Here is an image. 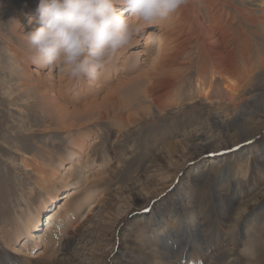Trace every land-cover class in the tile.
<instances>
[{
    "label": "rangeland",
    "instance_id": "rangeland-1",
    "mask_svg": "<svg viewBox=\"0 0 264 264\" xmlns=\"http://www.w3.org/2000/svg\"><path fill=\"white\" fill-rule=\"evenodd\" d=\"M16 1L10 0L11 6L6 5V1L0 2V226L2 228L7 227L12 221L17 220V214L21 212V207L26 206L25 199H29L32 196V200L38 202L43 193L41 188L35 185L37 178L33 171L34 168L31 165L25 166L26 164L23 162V159L26 158L24 153L45 161H48L53 156L52 158H54L55 162H58L60 157H65L64 164L59 166V170L65 173L67 167L74 162L67 159L72 142L76 139L85 140L82 151L84 160L81 161L83 162L82 173H79L76 177L81 180L79 184L82 188L80 190H84V194L81 192L82 196L89 193V190L94 193L89 196V202L91 203L88 202L87 206H84L75 219L72 231L75 232L77 230L76 234L79 231L78 234H89V237L95 238L94 244H86L87 252L91 249V252L105 254L109 252L108 250L113 246L114 240L117 239L120 246L118 244L114 247L111 251L113 256L106 263L130 264V256L137 254L140 249L143 250V253L145 252L143 248L138 247L139 244L136 243L135 237L137 236L136 231L141 230L142 226H145L144 224L152 214L151 209H148V211L147 209L145 211L142 209L146 207L148 199L152 198L153 195H157L156 198H153L154 201H151L152 209L157 212L156 216L158 219H161L164 215L168 217L169 225H173L175 212L170 207V204L173 202L171 200L173 196H179V193L175 192L178 189L177 186L181 184L178 183L179 178L183 177L186 180L187 172L191 168H195L196 171L191 172L190 176L187 177V181L190 180V182L188 181L189 185H194V188L192 189L190 186L186 191L187 193H185L186 196L184 194L183 198L179 199L184 204L187 203L189 205L192 202L190 197L197 196L199 192L197 186H201L207 181L210 182L208 175L210 174V177L216 174L219 168L223 166V156H226V154L232 156L233 152L237 151L234 150L237 145L235 143L238 142L237 138H231L221 129L218 130V134H215L218 137H213L210 142H204V144H199L191 139L185 148L180 144H176V142L178 141L179 143L195 133L209 132L217 117H226V114H231L236 109L238 103H245L247 97L264 91V36L262 34L259 35V32H264V0H188L186 5L174 13V21H171V26H177V30L179 29L176 35L178 36L176 42L179 41L180 43H178L181 44L176 47L181 48L178 49L180 56L178 55L179 57L176 58V66H179L177 64L181 62L183 64V61L187 62V59L197 60L196 56L199 51L194 49V47L199 36L198 33H200L201 29H204L209 33V37L213 36L214 30L212 31V27L215 22L209 16L215 12L218 15H224H222L224 21L221 22L223 25H229V21H232L233 25L230 33L234 34L239 40L240 45L244 41L247 42V39L252 41L250 45L253 48L252 52L244 50L243 54L249 55L251 52L254 66H249H253L255 79L251 80L247 76L246 70L244 71L245 73L242 72V75L238 76L240 79L239 86H244L240 95L230 99L232 92H227L220 78L216 79L212 88L213 91L210 92L213 104L206 103L204 93L191 95L190 93L195 92L196 77L198 76V68L194 66L186 74L184 84H187V87L178 92L177 104L170 103L169 107H165L164 110L160 111L148 99H142V96L141 100L134 103L133 108H130L131 111L126 110V108L121 109L122 112H118L122 115L117 113L113 117H108L101 124L99 122L87 125L88 128L84 124L82 126H74L72 134H68L66 129H62L59 125L57 126L54 116L49 110L51 101L47 100L45 93L39 94L33 87L32 89L29 87L30 83L28 81H32V83L36 81L21 77L20 72L10 66L12 53L8 51L9 46H12L13 42H15L13 44H16L15 49L17 50L30 46L27 37L24 38V36L36 26L31 25V22L25 26L23 22L26 18L27 20L29 19V14L37 9L39 3V0H20L19 3L17 1V4L14 5ZM223 10L230 12V17L225 14L226 12L223 13ZM179 12L180 15H177ZM246 17L256 21L249 22ZM168 18L164 19L165 25H167ZM192 18H194L195 22H193ZM17 21H20L21 24L19 26L22 27L18 28L20 29V34L15 33L12 27ZM151 29L156 35L160 34V28ZM145 34L146 31L143 28L142 30L140 29L131 41L132 43L138 40L139 43L125 46L123 53L119 54L118 58L114 57L108 64L111 67V72L105 74L101 71L96 79L72 78L64 70L60 74V67L53 66V79L50 83L55 84L54 92L56 94L58 87L61 85L59 83L64 82L63 86L65 89L63 88L62 91L64 92L63 104L68 105L70 112L76 113L77 109H82L81 107H84L86 99L96 100L98 98L101 101L107 96L114 97L118 94V88L122 82L124 83L131 77H137L138 74L144 71L148 72V74L154 71L150 67L149 62L152 52L143 56L142 58H146L142 60L135 55L136 51H143V48H147ZM191 34L192 36L195 35L194 38L190 36ZM137 36L139 39L136 38ZM218 36L215 34V37L209 38L208 42L215 41ZM186 37H188V40ZM158 42L159 40H153L149 44L155 49ZM207 44L214 47V50H220L216 46V41L213 44ZM188 49H194V51L190 52ZM184 50L185 53L181 54ZM239 51L242 52L243 50H236L237 57ZM213 56L215 59V55ZM30 59L34 58L31 57ZM246 61L247 59L245 58L242 62L246 64ZM39 78L40 82L48 80L46 69L42 71ZM68 81L70 85L67 88L65 84ZM97 83L101 85L100 88L96 87ZM191 83H193L192 86ZM191 89L194 90L191 91ZM218 90H220V93ZM84 92L87 93L83 94ZM84 95L88 98H85ZM116 97L120 98L118 95ZM109 101L107 100L106 103ZM116 101L112 100V103L109 104L114 105ZM189 101H194V103H190V105ZM144 105L152 109L154 113L142 112L141 118L143 120H137L130 125L125 122L124 125L123 120H119L122 116H128L132 110L134 112L142 109L141 106ZM259 112L264 115L263 108ZM71 122L69 121L68 123ZM77 129H83L84 131L78 133V131L76 132ZM250 133V135L256 133L258 136L255 140L241 142V145L245 144L242 148L245 151L241 155L238 166L233 169L232 173L233 182L235 178L240 179L239 185L245 187L247 193L245 192L243 199L253 196L264 186V158H262L260 150L264 149V128ZM244 136L240 135V137ZM241 145L238 144L236 147ZM226 150H228V153H223ZM28 160L32 161V158H28ZM167 162L171 172L175 174L176 179L174 182L171 180H159L160 176H158V173H155L157 174L156 176L153 174V170H160ZM163 168L166 169V167ZM91 173L93 174L92 176ZM224 174L222 173L223 176ZM216 180L219 182L218 178ZM168 185H170L169 188H167ZM57 186L58 188L62 187V185L60 187L59 185ZM219 188H216V191ZM248 193H250V196L247 195ZM128 211V216L124 217ZM143 213L145 214L143 215ZM172 227L175 228L174 225ZM3 231L7 232L5 228ZM141 231L143 232V230ZM224 232H226L224 228L216 230V235L221 237L220 234ZM219 236L210 237L204 244V248L202 247L203 249L195 250L191 264H207L215 255L225 250L227 242L220 244L221 239ZM215 240H218L217 243ZM73 243V239H70V236L64 238L56 248L59 251L58 254H61L67 248H71ZM1 244L0 254H3L4 249L8 251L9 249L14 250L10 246ZM23 244V240L18 242L15 247L18 251L10 252L12 257L19 260V264H41V259L35 258L33 254L35 255L34 252L36 251V254H40L41 251H45V247L40 245L33 250V253L28 251L31 256H24L22 253L25 251ZM215 244L217 245L215 246ZM86 249H84L85 252ZM120 249L125 250L123 254L117 253ZM145 253L154 257L152 252L148 253L146 251ZM90 262L92 264H102L94 262V260ZM90 262L86 261L84 263L91 264ZM162 262L166 261L162 260ZM75 263L71 262L69 264ZM167 263L171 264L168 260Z\"/></svg>",
    "mask_w": 264,
    "mask_h": 264
},
{
    "label": "bare ground",
    "instance_id": "bare-ground-1",
    "mask_svg": "<svg viewBox=\"0 0 264 264\" xmlns=\"http://www.w3.org/2000/svg\"><path fill=\"white\" fill-rule=\"evenodd\" d=\"M3 1H6V5L11 6L10 0H0V2ZM17 1L18 3L20 2V0ZM17 1L14 2V5L17 4ZM119 7L125 11V16H128L127 14L129 13L125 9V6L121 5ZM223 11V13L226 12L225 10ZM225 14L229 17L231 15L230 12H226ZM29 15V19L27 20L26 18L23 24L26 26L31 22V25L36 26L35 28L40 27L37 23V17L39 15L37 11L33 10ZM174 15L175 14H172L171 17L168 18L167 25H165L166 23L164 20H159L154 25H144L143 22H139L141 24V30L143 28L146 31L145 37L147 40L145 43H147V48H143V51H136L135 55L138 59L142 60L146 58H142L143 56L152 52V57H150L149 62L150 67L153 68L154 71L150 74L144 71L143 73L138 74L137 77H131L124 83L122 82L118 88L119 92L117 94L120 98H117V95H115L114 97L107 96L106 98L101 99V101H99L98 98L96 100H89L90 98L86 99L84 107H81L82 109H77L76 113L70 112L68 105L63 104L64 92L62 91L64 88V82L59 83L61 85L58 87V92L56 94L54 92L56 86L54 83H50L53 79L52 71H54V64L44 65L42 61L38 59V53H36L31 46L25 49L20 48L17 50L15 49L16 44H13L15 43L13 42L11 44L12 46H9V48L7 47L8 51L12 53V63H10V66L12 69L19 71L21 77L23 76L27 78V80L33 79L36 81L33 83L32 81H28V83H30L29 87L31 89L33 87L39 94H42L43 92L45 93L47 100L51 101L49 110L54 116L57 126L59 125L62 129H66L68 134L73 133L72 129L74 126H82V124L87 126L99 122V124H101V122L106 121L108 117H113V115L120 113L118 111L122 112L124 108L131 111L130 108H133L134 103L139 102L142 96V99H148V101L157 106L160 111L164 110L165 107H169L171 105L170 103L177 104L178 100L176 98L179 96L178 92L187 87V84H184L186 74L194 66H197L198 68V76L196 77L197 81L195 92L190 93L191 95L204 93L206 103L213 104L210 92L213 91V85L215 84L216 79L219 78L221 79V83H223V87L227 90V92H232L230 99L240 95L244 86H239L240 79L238 76L242 75V72L245 73L244 71L246 70L247 76L250 77L251 80L255 79V71L252 69L254 63L252 62L253 59L251 55L253 48L250 47L252 41L247 39V42L244 41V43L240 45L239 40H237L234 34L230 33V29L233 25L232 21L230 22L228 20L229 25H223L221 23L224 21L222 17L223 14L218 15L217 12H215L209 16L211 17V20L215 22L212 27V31L214 30L212 33L213 36L209 37V33L204 29H201L200 33H198L199 36L197 35L198 38L194 47V49L199 51L197 56L195 55L197 60H192V58L190 60L187 59V62L183 61V64H181V62L177 64L179 66H176V58L180 56V51L178 49H181L176 47L181 44H179V41V43L176 42V39L178 38L176 35L179 29L177 30V26H171V21L174 19ZM177 15H180V12ZM192 19L193 22H195L194 18ZM232 20H234V18H232ZM248 21L254 22L256 20L248 19ZM132 22L134 24L137 23L135 20ZM20 24V21H17L12 25L15 30L14 32L17 34H20V29L18 28H22L19 26ZM252 24L258 25L256 23ZM151 28H160V34L156 35ZM215 34L219 35L215 41L216 46L219 47L220 50H214V47L208 46L207 44H213L215 42H208V39L214 38ZM260 34L264 36V32H259V35ZM190 36H192V34ZM194 36L192 37L194 38ZM24 38H26V36H24ZM136 38L139 39L138 36ZM186 38L188 40V37ZM153 40H159L157 48L155 49L149 44ZM138 43L139 42L137 40V42H132L130 44L136 45ZM194 49L188 50L191 52L194 51ZM240 49L243 51H239L238 57L240 56V58H238L235 52ZM244 50L251 52L249 55H245L243 54ZM123 51L124 49L122 48L116 54L115 58H118L119 54L123 53ZM233 51L234 53L232 54ZM183 52L185 53V50L182 51L181 54ZM213 55H215V59ZM31 57L34 59L31 60ZM245 58L247 59L246 64L242 62ZM259 63H261V61H259ZM249 65L253 66L250 67ZM45 69L48 80L40 82L39 77ZM59 71L60 74H62L63 70H61V68H59ZM102 71L103 73L108 74L111 72V67L108 65ZM69 85V81L66 82L65 86L67 88ZM192 85L193 83H191V86ZM100 86L101 85H98L97 83L96 87L100 88ZM192 90L194 89H191V91ZM218 92L220 93V90H218ZM86 93L87 92H84L83 94ZM85 98L88 97L85 96ZM107 100L110 101L106 103ZM112 100H117L114 105L109 104L112 103ZM190 103L192 104L194 101H189V104ZM141 108L142 109L135 110L134 112L132 110V112H130V114L126 117L118 116L121 117L119 120H123V124L125 122L130 125L134 124L137 120H143V118H141L142 112L145 113L148 111L149 113H154L152 109L145 105L141 106ZM261 108H263L264 112V91L257 92L247 97L245 103H238L236 105V109L233 110L231 114H226V117H217V119L214 120L215 124L209 132L189 135L187 139H184L179 143L177 141L176 144H180L186 148L188 141L191 139L194 142L197 141L199 144L210 142V139L213 137H218L215 134H218L217 132L219 129L224 131V133H227L231 136V138H237L238 142H234L237 145H241V142L255 140L258 134L255 133L254 135H250V132H255L256 130L260 131L264 128V115L259 112ZM69 121L72 122L68 123ZM77 131L80 133L84 130L77 129L76 132ZM240 135L245 136L240 137ZM84 142L85 140L78 139L72 142V147L69 148L70 152L67 154V159L74 162H72V165L67 167V171L65 173H62L59 170V166L64 164L63 161L66 159L65 157H60L59 161L55 162L54 158H52L53 156L51 155L49 160L45 161L39 160L36 156H29L24 153L27 159H23V162L26 164L25 166L31 165L34 168L33 171L35 172L37 178L35 185L40 187L43 193L38 202H34V200H32V196H30L29 199H25L26 206L21 207V212L17 214V220L12 221L7 227L2 228L0 226V239L2 240L0 242L2 243L1 245L4 244L14 249H9V251L5 249L3 250V254H0V264H19V260L13 258L11 253L13 251H18L15 247L18 242L22 240L24 243L23 247L25 248V251L22 252L24 256H31L30 254L33 253V250L40 245L45 247V251H41L40 254H36L37 251L34 252L35 255L33 254L35 258L37 257L41 259V264H69L71 262H76L75 264H86L84 262H90L92 260H94V262L96 261L102 264H107L106 261L113 256L111 251L119 244L116 238L112 244L113 246L108 250L109 252L100 254L94 251L91 252L90 249L89 252L91 253H89L87 252L88 248L86 249V244H94L95 238L92 239L89 237V234H78L79 231L77 232V235L75 233L77 230L75 232L72 231L75 219L78 217L84 206H87L89 196L94 193L92 190H89V193L82 196V194H84V190H80V188H82L79 184L81 183V180L76 177V175L82 173L81 169L83 167V162L81 161L84 160L82 154L85 144ZM236 146L234 150L237 151L233 152L232 156L229 154L223 156L222 160L224 163L222 164L223 166L219 168L218 172L210 177V174L208 175V180H210V182L207 181L201 186H197L199 192L197 193V196L190 197L192 202L189 205H187V203L184 204V202L179 199L183 198V195L187 193L186 191L190 186L192 189L194 188V185H189L190 180H188V182L187 177L190 176L191 172L196 171L195 168H191L187 172L186 180L183 177L179 178L178 183L181 184L177 186L178 189L175 191L179 193V196H173L171 199L173 202L170 204V207L175 212L173 223L175 228L172 227V224L169 225L168 217H165L162 214L163 217L158 219L156 216L157 212L152 209L151 201H154L153 198H156L157 195H153L152 198L148 199L147 204L145 205L146 207H143L142 209H144L143 211H145V209H147V211L148 209H151L152 214L150 215L148 221L144 224L145 226H142L141 230H143V232L140 229L136 231L137 236L135 238L137 241H135L139 244V248H143L144 251H147L148 253L152 252L154 257L153 255H148L145 252L143 253V250L140 249L137 254L135 253L134 256H130V264H168L167 260L171 264H191L192 258L195 254L194 251L199 250V248L202 247L204 248V244H206V241H208L210 237L219 236L216 235V230H221L222 228L226 229V232L220 234V244L226 241L227 248L221 251V253L215 255L207 264H264V186L253 196L248 199H243V195L246 192L245 187L239 185L241 182L240 179L235 178V181L233 182L232 173L233 169L238 166L237 164L240 161L241 155L245 151V149H242L245 144L240 147ZM260 150L262 158H264V149ZM218 153H220V151H218ZM223 153H228V150ZM28 158H32V161H29ZM163 167H166V169L169 170H166ZM163 167L160 170H153V174L156 176L157 174L155 173H158V176H160L159 180H171L174 182L176 179L175 174L171 172L168 162ZM222 173H225L224 176ZM92 175L93 174L91 173V176ZM216 178L219 179V182ZM57 185H59V187L62 185V187L58 188ZM169 187L170 185H168L167 188ZM218 187L220 188L216 191V188ZM249 194L250 193L247 195ZM128 214L129 211L126 212L124 217L128 216ZM144 214L145 213H143V215ZM63 223L64 225H62ZM4 228L7 232L3 231ZM67 236H70V239L72 238L74 243L71 248H67L63 250L61 254H58L59 251H57L56 248L61 244V241L64 238H67ZM217 241L218 240H215L216 243ZM216 245L217 244H215V246ZM118 246H120V244ZM84 249H86V252ZM124 251L125 250L120 249L117 253L123 254ZM162 260H165L166 262L163 263Z\"/></svg>",
    "mask_w": 264,
    "mask_h": 264
},
{
    "label": "clouds",
    "instance_id": "clouds-1",
    "mask_svg": "<svg viewBox=\"0 0 264 264\" xmlns=\"http://www.w3.org/2000/svg\"><path fill=\"white\" fill-rule=\"evenodd\" d=\"M187 3L188 0H39L36 11L40 27L26 37L44 65H57L72 78L96 79L131 43L141 29L139 22L154 25Z\"/></svg>",
    "mask_w": 264,
    "mask_h": 264
}]
</instances>
